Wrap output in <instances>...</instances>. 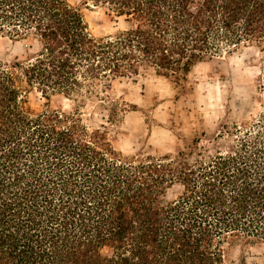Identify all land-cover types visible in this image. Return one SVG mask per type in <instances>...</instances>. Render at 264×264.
<instances>
[{
  "label": "trees",
  "instance_id": "obj_1",
  "mask_svg": "<svg viewBox=\"0 0 264 264\" xmlns=\"http://www.w3.org/2000/svg\"><path fill=\"white\" fill-rule=\"evenodd\" d=\"M90 1L125 28L95 37L69 0H0V36L37 46L0 63V264H229L230 242L264 246V0ZM249 49L259 111L222 125L213 155L194 141L127 158L83 121L91 103L119 124L136 107L109 93L143 69L181 87L197 64ZM33 90L74 109L35 112Z\"/></svg>",
  "mask_w": 264,
  "mask_h": 264
},
{
  "label": "rangeland",
  "instance_id": "obj_2",
  "mask_svg": "<svg viewBox=\"0 0 264 264\" xmlns=\"http://www.w3.org/2000/svg\"><path fill=\"white\" fill-rule=\"evenodd\" d=\"M69 2L81 11L95 37L113 35L126 26L107 7L90 0ZM36 50L31 39L0 36L2 64L24 62ZM259 73V55L252 49L197 64L181 87L143 69L138 76L116 82L109 93L111 99H124L135 106L134 111L111 126L107 124V113L88 103L83 121L91 130L106 125L114 148L127 158L140 154L174 156L188 151L194 141L198 143L197 150L207 157L226 145V137L217 138L222 125L240 124L259 111ZM29 104L35 112L74 109V104L61 96L46 99L35 90L29 93ZM180 192L179 186L169 189L166 200H174ZM226 254L229 264H261L264 246L230 242Z\"/></svg>",
  "mask_w": 264,
  "mask_h": 264
}]
</instances>
